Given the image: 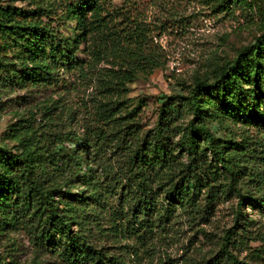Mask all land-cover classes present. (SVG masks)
I'll list each match as a JSON object with an SVG mask.
<instances>
[{"label":"trees","instance_id":"16d2710c","mask_svg":"<svg viewBox=\"0 0 264 264\" xmlns=\"http://www.w3.org/2000/svg\"><path fill=\"white\" fill-rule=\"evenodd\" d=\"M30 1L33 4L30 8L0 4V96L8 88L32 90L60 83L68 87L72 83H67L66 74L85 80L91 74L90 62L98 60L110 65L97 69L105 82L103 86H107V96L112 93L121 99H114L112 108H104L105 122L95 119L94 125L82 127L80 133L70 129L63 137L60 132L54 133L51 140L59 144L57 149L51 148L53 144L41 145L39 137L44 134H39V128L31 120L10 129L8 137L16 145L0 144V236L22 232L37 256L47 258L37 264H131L123 253L94 243L90 230L95 228L97 233H103L105 229L77 214L74 205L81 195L73 196L69 189L92 187L90 191H96L99 187L98 181H94L96 177L83 173L82 167H88L91 155L99 161L103 155L109 157L108 150L117 154L114 139L117 144L123 143L120 145L123 152L106 166L112 171L115 167L113 174L118 187L136 195L133 219L127 220L139 238L155 226V219L151 218L157 203L153 187L168 169L178 167L180 175L177 173L176 181L170 179L165 184L166 198L181 206L194 207L198 214L204 212L205 207L196 205L199 195L205 189L207 201L211 190L217 188L209 181L218 182L217 168L212 169L207 153L216 167L229 175L225 189L234 193L238 208L248 198L249 204L264 209V171L255 164V160H264V155H259L264 153V142L254 147L257 142L220 139L207 125L225 118L231 110L254 121L258 130L264 132L261 108L264 95L241 86L242 78L251 74L264 76V66H256L257 60L264 59V32L253 44L240 48L236 58L211 74L196 77L187 87L186 96L178 93L159 97L157 119L144 131L139 123L142 101L131 107L123 97L128 92L127 84L138 76L147 77L155 69H162L165 61L140 9L142 0L139 18L131 14L137 0H123V6L112 12L107 8L109 0ZM196 1L217 14L239 12L245 19L259 17L264 21V0ZM71 22L75 25L74 35L61 33L60 29ZM81 52L85 57L78 55ZM213 98L220 100L219 106L210 107ZM235 102L242 103L243 109L235 106ZM57 103L52 100L42 106L41 113L52 115L59 108ZM229 104L234 106L230 109ZM187 106L191 109L190 119L176 125ZM107 122H111L109 132L103 126ZM67 142L73 147L68 148ZM183 152L186 162L180 161ZM243 170H247V182L254 183L249 187L237 186ZM59 172L68 175L60 180L55 176ZM185 183H192L191 191L184 190ZM111 228L110 236L118 237L123 232L121 223ZM131 251L127 250L136 254ZM221 258L229 264H249L239 261L227 249ZM0 264L20 263L0 258Z\"/></svg>","mask_w":264,"mask_h":264},{"label":"rangeland","instance_id":"374dc122","mask_svg":"<svg viewBox=\"0 0 264 264\" xmlns=\"http://www.w3.org/2000/svg\"><path fill=\"white\" fill-rule=\"evenodd\" d=\"M0 4L33 7L30 0H0ZM121 6L123 0H109L107 4L110 12ZM140 9L155 35L154 41L159 45L160 54L165 61L162 69H155L147 77L138 76L132 83L127 84L128 92L123 97L129 100L131 107L137 101H142L139 123L144 131L151 128L157 119L159 97L178 93L186 96L189 91L187 87L196 77L211 74L214 69L236 58L240 48L253 44L255 38L264 32V21L259 17L250 20L245 19L239 12L233 15L217 14L196 0H142ZM131 10V14L139 18V0L136 1V8ZM72 26H75L74 23H69L66 28L60 29L61 33L74 35ZM78 55L85 57L83 52ZM90 63L91 74L85 80L69 73L65 75L67 83H72L68 87H63L60 83L58 86L41 89H6L0 96V144L7 147L16 145L15 140L8 137L10 129L28 124L30 120L39 128V134H44L39 137L41 145L46 147L53 144V149L59 148V144H54L51 140L54 133L60 132L59 136L63 137L62 134L70 129L80 133L82 127L94 125L95 119L105 122L104 108H112L113 100L121 98H116L112 93L107 96V86H103L105 82L97 71L101 66L110 65L98 60ZM256 64L259 67L264 66V59L257 60ZM241 86L252 89L254 94L264 95V76L256 77L251 74L242 78ZM52 100L58 101V110L52 115H43L41 107ZM212 101L210 107L220 105L219 99L213 98ZM261 101V108L264 110V96ZM229 105L230 109L234 105L241 109L244 107L240 102ZM190 117L191 109L187 106L183 118L178 119L176 125L185 124ZM110 123L103 125L108 132ZM207 125L220 139H231L239 143L257 142L254 147L264 142V132L258 130L259 126L254 121L240 117L231 110L225 118L208 122ZM178 137L179 135L174 141ZM112 144L117 146V154H111L108 150L109 157L103 155L99 161L91 155L88 158V167H82L83 173L96 177L94 181H98L99 185L96 191L91 192L92 187H69L73 196L81 195L74 205L77 214L87 217L92 224L99 223L105 229L103 233H97L95 228L90 230L94 243L123 253L131 264H229L221 258L226 249L239 261L264 264V209L249 204L248 198H245L243 206L237 207L236 196L225 189L230 180L229 175L219 166L216 167L217 164L209 153L207 161L211 162L213 170L217 168L218 182L209 181V184H215L213 187L217 188L211 190L212 195L207 201L205 189L199 195L196 205L200 203L202 208L205 207L204 212L198 214L194 207L181 206L166 198L165 191L168 187L165 184L170 179L176 181L180 175L178 167L168 169L164 178H160L153 187V196L157 203L156 212L151 214V218L155 219L152 222L156 227L146 228L145 234L139 238V233L132 231V223L127 220L133 219L136 195L132 192L126 193L125 189L118 187V180L113 174L115 167L112 171L110 166H106L107 163L119 159L123 152L120 146L123 143L117 144L114 139ZM65 145L68 148L73 147L70 142ZM180 161L186 162L184 152ZM255 161L257 168L264 171V160ZM89 168L92 170L89 171ZM67 173L62 175L59 172L55 176L64 180ZM247 178V170H243L237 186L249 187L254 184L247 182ZM191 187L192 183H185L183 186L185 191H191ZM219 187H222L221 190ZM237 211L239 212L236 214ZM116 223L122 224L123 232L118 237L110 236L109 233L113 232L111 227ZM85 231L88 233L89 230ZM6 235L0 236V258L4 261L37 264L47 259L37 256L22 232ZM127 250H133L136 254L128 253Z\"/></svg>","mask_w":264,"mask_h":264}]
</instances>
